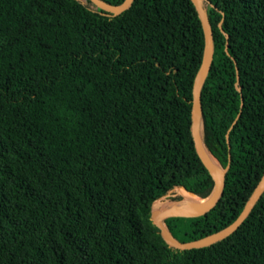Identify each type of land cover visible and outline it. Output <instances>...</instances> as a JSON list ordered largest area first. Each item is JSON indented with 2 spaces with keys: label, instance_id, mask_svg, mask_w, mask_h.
Segmentation results:
<instances>
[{
  "label": "trees",
  "instance_id": "trees-1",
  "mask_svg": "<svg viewBox=\"0 0 264 264\" xmlns=\"http://www.w3.org/2000/svg\"><path fill=\"white\" fill-rule=\"evenodd\" d=\"M204 8L203 141L230 166L212 210L165 220L182 242L231 224L264 174V0ZM203 54L191 0L117 16L89 0H0V264H264V192L207 247L174 249L152 221L156 202L214 187L191 133Z\"/></svg>",
  "mask_w": 264,
  "mask_h": 264
},
{
  "label": "water",
  "instance_id": "water-1",
  "mask_svg": "<svg viewBox=\"0 0 264 264\" xmlns=\"http://www.w3.org/2000/svg\"><path fill=\"white\" fill-rule=\"evenodd\" d=\"M104 14L117 16L127 10L134 0H124L121 4L113 5L103 0H89ZM200 19L204 34V54L200 69L196 75L192 90L191 109V133L197 154L211 175L214 187L211 194L200 201H173L167 208H153L151 212L152 221L159 228L160 233L167 244L177 250H188L210 246L230 236L243 223L249 215L259 198L264 192V174L247 200L240 215L228 226L210 235L196 240L182 242L176 239L165 225V220L170 217H199L207 214L216 205L223 193L225 176L230 166V155L228 163L224 168L218 166L203 141V120L201 109V89L209 72L213 59V33L204 4L199 0H191ZM204 3V0H201ZM221 23V22H220ZM219 23V25H220ZM227 37V35H225ZM238 118V117H237ZM236 121V120H235ZM234 121V122H235Z\"/></svg>",
  "mask_w": 264,
  "mask_h": 264
},
{
  "label": "bare ground",
  "instance_id": "bare-ground-1",
  "mask_svg": "<svg viewBox=\"0 0 264 264\" xmlns=\"http://www.w3.org/2000/svg\"><path fill=\"white\" fill-rule=\"evenodd\" d=\"M201 3L202 1L199 0ZM170 205V203H160V202H156L154 204V208H167Z\"/></svg>",
  "mask_w": 264,
  "mask_h": 264
},
{
  "label": "rangeland",
  "instance_id": "rangeland-1",
  "mask_svg": "<svg viewBox=\"0 0 264 264\" xmlns=\"http://www.w3.org/2000/svg\"><path fill=\"white\" fill-rule=\"evenodd\" d=\"M202 4H204V3L202 2Z\"/></svg>",
  "mask_w": 264,
  "mask_h": 264
}]
</instances>
